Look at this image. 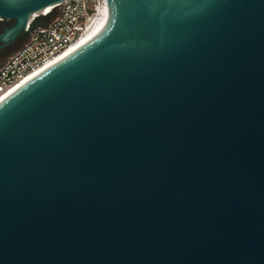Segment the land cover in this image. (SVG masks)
Segmentation results:
<instances>
[{
    "label": "water",
    "instance_id": "95a60500",
    "mask_svg": "<svg viewBox=\"0 0 264 264\" xmlns=\"http://www.w3.org/2000/svg\"><path fill=\"white\" fill-rule=\"evenodd\" d=\"M63 1L0 0V41ZM101 19L0 102V264H264V0Z\"/></svg>",
    "mask_w": 264,
    "mask_h": 264
},
{
    "label": "built area",
    "instance_id": "2783aa9c",
    "mask_svg": "<svg viewBox=\"0 0 264 264\" xmlns=\"http://www.w3.org/2000/svg\"><path fill=\"white\" fill-rule=\"evenodd\" d=\"M102 9L103 0H64L43 11L27 42L0 64V99L83 38L100 20Z\"/></svg>",
    "mask_w": 264,
    "mask_h": 264
},
{
    "label": "bare ground",
    "instance_id": "6f19581e",
    "mask_svg": "<svg viewBox=\"0 0 264 264\" xmlns=\"http://www.w3.org/2000/svg\"><path fill=\"white\" fill-rule=\"evenodd\" d=\"M47 9H49V8H47ZM102 21L103 20L100 18V22L98 20V22L89 30V32L83 38H81L79 41L74 43L69 49L64 51L61 55H59L56 59H54L50 64H48L45 67H42L40 70H38L32 74H30L28 77H26L20 83H18L7 95H5L3 98L0 99V102L2 100H4L7 96L11 95L12 93H14L15 91H17L18 89H20L24 85H26L29 82H31L32 80H34L36 77H38L39 75H41L45 71H47L48 69L53 67L54 65H57L58 63H60L64 59H66L67 57L71 56L72 54H74L75 52L80 50L84 45H86L89 41H91L100 32V29L102 28V23H103Z\"/></svg>",
    "mask_w": 264,
    "mask_h": 264
},
{
    "label": "flooded vegetation",
    "instance_id": "af4514ba",
    "mask_svg": "<svg viewBox=\"0 0 264 264\" xmlns=\"http://www.w3.org/2000/svg\"><path fill=\"white\" fill-rule=\"evenodd\" d=\"M13 20H1L0 21V33L13 26ZM28 38L26 35L19 36L17 39L7 43L0 41V64H3L24 41Z\"/></svg>",
    "mask_w": 264,
    "mask_h": 264
},
{
    "label": "rangeland",
    "instance_id": "374dc122",
    "mask_svg": "<svg viewBox=\"0 0 264 264\" xmlns=\"http://www.w3.org/2000/svg\"><path fill=\"white\" fill-rule=\"evenodd\" d=\"M27 40H28V38L24 41L23 44H21V46H19L17 49H15V50L13 51V53L16 52L17 50H19V49H20V48H21V47L27 42ZM13 53H12V54H13Z\"/></svg>",
    "mask_w": 264,
    "mask_h": 264
}]
</instances>
